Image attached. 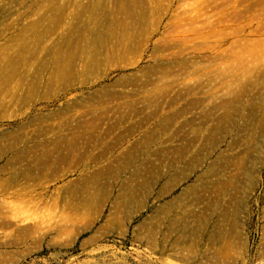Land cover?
<instances>
[{
	"label": "rangeland",
	"instance_id": "obj_1",
	"mask_svg": "<svg viewBox=\"0 0 264 264\" xmlns=\"http://www.w3.org/2000/svg\"><path fill=\"white\" fill-rule=\"evenodd\" d=\"M0 264H264V0H0Z\"/></svg>",
	"mask_w": 264,
	"mask_h": 264
},
{
	"label": "bare ground",
	"instance_id": "obj_2",
	"mask_svg": "<svg viewBox=\"0 0 264 264\" xmlns=\"http://www.w3.org/2000/svg\"><path fill=\"white\" fill-rule=\"evenodd\" d=\"M37 227H40V226H37ZM28 228H30V226H28ZM32 228V227H31ZM34 228H36L35 226H34Z\"/></svg>",
	"mask_w": 264,
	"mask_h": 264
}]
</instances>
